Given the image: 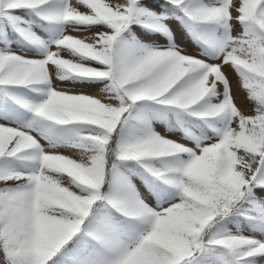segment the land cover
I'll return each instance as SVG.
<instances>
[{
  "label": "snow or ice",
  "instance_id": "6c2138e0",
  "mask_svg": "<svg viewBox=\"0 0 264 264\" xmlns=\"http://www.w3.org/2000/svg\"><path fill=\"white\" fill-rule=\"evenodd\" d=\"M0 264H264V0H0Z\"/></svg>",
  "mask_w": 264,
  "mask_h": 264
}]
</instances>
